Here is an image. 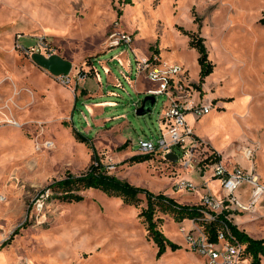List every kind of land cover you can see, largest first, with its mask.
<instances>
[{
	"label": "rangeland",
	"instance_id": "obj_1",
	"mask_svg": "<svg viewBox=\"0 0 264 264\" xmlns=\"http://www.w3.org/2000/svg\"><path fill=\"white\" fill-rule=\"evenodd\" d=\"M263 15L264 0H0V264H203L180 229L190 221L177 222L161 212L155 216L162 219L160 230L180 248L156 258L140 216L146 206L142 195L132 205L87 189L80 202H60L46 186L67 171L84 172L95 157L109 173L133 185L180 200L194 195L175 186L190 173L178 160L157 153L143 162L129 160L142 154L134 144L139 138L156 137L166 97L158 95L152 110L138 115L134 102L145 94L122 78L117 63L109 66L123 85L107 82L97 59L101 86L91 72L78 78L96 55L108 59L121 47L129 50L124 44L108 47L113 27L130 32L138 52L184 66L182 88L188 98L211 100L213 118L205 122L202 117L195 127L200 141L195 163L215 150L225 167L241 165L259 174L264 184ZM190 33L205 39L214 65L202 83ZM38 36L72 62L69 85L39 68L23 48ZM86 79L96 86L95 97L83 93ZM214 123L212 133L202 134ZM76 132L86 135L90 146L77 140ZM246 149L253 152L250 159ZM263 205L234 212L229 220L241 219L239 229L264 238Z\"/></svg>",
	"mask_w": 264,
	"mask_h": 264
},
{
	"label": "built area",
	"instance_id": "obj_2",
	"mask_svg": "<svg viewBox=\"0 0 264 264\" xmlns=\"http://www.w3.org/2000/svg\"><path fill=\"white\" fill-rule=\"evenodd\" d=\"M132 43L133 37L130 32L116 27L109 30L108 47L121 44L128 46L133 53L135 76L144 77L150 81L151 84L145 89V94L153 95L155 101L158 95H164L167 101L163 102L157 116L163 124L159 134L153 139L139 138L134 144L142 154L157 153L162 159H166L167 153L174 152L178 156L177 160L180 165L186 169L201 166L202 160L195 163L193 159V153L198 148L200 141L193 128L188 124L186 115L190 113L198 119L212 110V102L195 101L184 94L182 87L187 81V71L182 65L164 64L154 54L136 51ZM23 48L32 54L42 53L49 56L55 53L51 41L44 36L36 37L32 45H23ZM92 69V67L84 69L85 75H79L78 78H85ZM53 77L64 85H69L72 82L70 73L53 75ZM138 105L139 101L134 102L135 109ZM244 154L250 159L253 152L251 149H246ZM202 166L207 167L212 172L211 176L219 181L221 196L216 197L210 192L202 194L200 205L203 207L201 210L204 212V216L188 219L190 221L188 227L183 224L180 226L181 231L184 232L187 246L203 259V264H249L245 245L234 239L227 225L216 233V241H211L200 221H211L223 213L224 217L229 219V216L234 212L255 211L263 201L264 184L261 182L259 174L239 165L227 168L220 160L202 164ZM175 186L177 189H185L189 193L195 194L203 185H198L191 180L180 179L175 182ZM243 186L249 187L246 200H242L238 195L239 189Z\"/></svg>",
	"mask_w": 264,
	"mask_h": 264
},
{
	"label": "trees",
	"instance_id": "obj_3",
	"mask_svg": "<svg viewBox=\"0 0 264 264\" xmlns=\"http://www.w3.org/2000/svg\"><path fill=\"white\" fill-rule=\"evenodd\" d=\"M259 23L264 26V15L259 19ZM189 44L193 46L197 53V62L200 66L199 83L213 71V64L208 59V51L205 45V39L195 33L189 34ZM76 100L78 98H75ZM76 139L87 142L90 146L88 137L76 132ZM150 158V154H138L129 158L132 162H143ZM221 160V156L212 150L202 164H210ZM51 190L50 197L60 202H80L84 199L83 192L87 189H96L108 196L118 197L126 204L137 205L142 195L146 200V206L141 210L140 216L146 224L148 237L156 246V258L163 255L168 249L175 251L180 246L170 240L159 228L161 218L155 217L157 212L170 214L177 222L204 216L202 206L197 204L181 203L166 194L154 193L147 188L128 183L125 180L117 178L109 173L108 169L101 163L98 158H91V161L84 172L78 175L66 172L65 176L54 180L48 186ZM44 192V191H43ZM204 231L207 233L209 240L216 241V233L228 226L235 240L245 245V252L249 256V264H261L264 257V238H254L244 230L233 223L231 220L219 214L211 221H200Z\"/></svg>",
	"mask_w": 264,
	"mask_h": 264
},
{
	"label": "crops",
	"instance_id": "obj_4",
	"mask_svg": "<svg viewBox=\"0 0 264 264\" xmlns=\"http://www.w3.org/2000/svg\"><path fill=\"white\" fill-rule=\"evenodd\" d=\"M108 49L105 50V51H103L102 53L107 52ZM135 50H136V48H135ZM140 53H143V52H140ZM131 56H132V59H133V53H132V51L130 49L128 50V49H124V48L121 47V48H119L118 52L112 54L108 59H102L100 57V54L99 55H96L95 57H93L92 59H90L89 63H87L84 68L87 69L89 67H92L93 68L91 70V73L93 74V78L92 79H95L96 82L100 84V78H101L100 77V70L95 66V63H96L95 62V59H97V60H99L101 69L103 70L104 74L106 75L107 82L110 81L114 85H118V84L119 85H123L122 82H121V80H120V78L111 72V68L109 66V64L111 62L117 63V65L120 66L119 70L121 72L122 78L124 80L128 81L129 85L130 86H133L135 88V91L137 93H143V94H145V89L151 83L146 78H144V77H136L135 76V73L133 74V72H134V70H133V63L134 62L131 60ZM132 75H134L133 78H132ZM138 83L141 84V88L138 86ZM100 86H101V84H100ZM95 87L96 86L94 85V83H89L87 81V79H86L84 81L83 87H82L83 90H84L83 93H86L87 96L90 97V98L91 97H95L96 95H98V92H97V90H96ZM199 99H200V97L198 96V101H202V102L211 101L210 99H207V98H204L202 100H199ZM163 102H167V101L165 100ZM100 112H102V111H100ZM97 114L98 113H96V115ZM202 117L205 118V120H204L205 122L206 121H210L213 118V116L211 114V111L208 114L203 115V116H201L198 119L194 118L192 116V114H190V113H188L186 115V120H187L188 124L193 128V131L195 132V134L197 132L195 130V127L197 126L196 125L197 124V121L200 120ZM94 120H95V122L97 124H102V120H100L99 118H95ZM201 120H203V119H201ZM204 121H201V124L199 125V128H202L203 127V122ZM215 126H216V124L214 123V125H212L210 127V129L209 128L206 129V130H208L207 132L202 133V134H210V133H212L215 130V128H216ZM162 127H163V124L161 123V121L157 117V134H156V136L159 134V132H160V130H161ZM214 140H215V138H212L211 139V141H214ZM241 164L243 166H246V163L245 162H243ZM208 172H210V171L209 170H206L202 166V164L199 167H196L194 169H190L189 175L188 174L187 175L185 174V177L188 180L194 181V183H196V184L206 183V186L205 187H202L201 189H199V191L197 193H195L193 196H191L192 198H181V200L178 199L177 197H175V198L172 197V198H174L175 200H177V201H179L181 203L194 204L195 202L200 201V198H201L202 194H204L206 192H210L212 195H214L216 197H220L221 196L220 183H219V181L217 179H213L211 175L209 177ZM216 182H217V184H216ZM261 182H262V180H261ZM248 192H249V187L248 186H243V187H241L239 189L238 195L242 198V200H246L247 197H248ZM173 196H175V195H173ZM263 202H264V197H263ZM261 220H264V219H261ZM239 222H242V220L241 219H235L233 223L238 224V226H239ZM244 224H246V223H244ZM244 226L246 228H249L250 227L247 230H251L252 229V227L249 226V224L248 225L246 224Z\"/></svg>",
	"mask_w": 264,
	"mask_h": 264
},
{
	"label": "water",
	"instance_id": "obj_5",
	"mask_svg": "<svg viewBox=\"0 0 264 264\" xmlns=\"http://www.w3.org/2000/svg\"><path fill=\"white\" fill-rule=\"evenodd\" d=\"M31 60L41 69L46 70L51 75L69 74L72 70V62L63 56L53 53L45 56L42 53H33ZM155 104V97L153 95H145L135 112L138 115H144L150 112ZM167 160L172 162L177 161L178 156L174 152H169L165 155Z\"/></svg>",
	"mask_w": 264,
	"mask_h": 264
}]
</instances>
